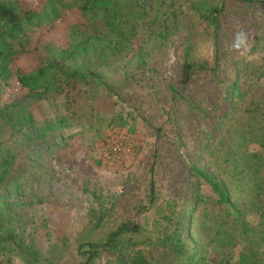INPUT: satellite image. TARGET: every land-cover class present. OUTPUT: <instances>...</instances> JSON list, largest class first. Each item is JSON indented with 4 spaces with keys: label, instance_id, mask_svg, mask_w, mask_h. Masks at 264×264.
Here are the masks:
<instances>
[{
    "label": "rangeland",
    "instance_id": "374dc122",
    "mask_svg": "<svg viewBox=\"0 0 264 264\" xmlns=\"http://www.w3.org/2000/svg\"><path fill=\"white\" fill-rule=\"evenodd\" d=\"M260 1L141 0L132 45L93 65L104 84L81 86L75 103L66 94L36 98L16 70L34 66L37 45L68 46L71 27L86 20L78 5L69 4L54 27L45 23L31 33V50L15 63L8 82L0 81V102L13 104L12 119L0 123V140L17 154L0 186V264H188L197 248L205 264H245L239 223L220 213L218 195L191 166L245 199L264 176L262 166L258 175L234 177L233 164L217 146L251 101L263 104L256 124L264 126ZM20 5L45 8L43 0ZM241 32L246 41L234 47ZM30 114L36 128L18 130ZM234 145L264 156L258 142ZM241 181H250L246 190L234 191ZM245 220L257 226L262 218L251 212ZM123 223L139 228L123 233L114 248L100 246L88 262L91 243H105ZM217 230L237 236L238 244L230 247ZM8 233L37 256L3 243Z\"/></svg>",
    "mask_w": 264,
    "mask_h": 264
},
{
    "label": "trees",
    "instance_id": "16d2710c",
    "mask_svg": "<svg viewBox=\"0 0 264 264\" xmlns=\"http://www.w3.org/2000/svg\"><path fill=\"white\" fill-rule=\"evenodd\" d=\"M45 8L25 9L20 5V0H0V81L8 82L13 75L15 63L31 50V33L37 27L46 23L48 27H54L57 21L62 18L69 9L68 5H78L81 15L86 18L78 21L70 29L68 46H59L54 41L37 45V60L34 66L26 69L19 67L16 70L17 77L22 86L29 90L30 94L36 98L46 97L48 94H66L68 103H75L81 96V86L89 84H104L101 76L93 69V65L105 57L106 54H114L132 45L133 37L138 32V21L142 16H136L140 12L137 8L144 9L140 4L141 0H43ZM249 1L252 0H243ZM264 5V0L260 1ZM48 7V8H47ZM50 9V13L46 10ZM213 11L214 19L217 15ZM47 18V21H40V17ZM39 18V19H38ZM38 19L37 23L34 20ZM39 24V25H38ZM187 68L204 69L206 64L187 63ZM5 83V84H6ZM1 89V85H0ZM12 103L2 105L0 102V123L11 120L9 108ZM263 104L251 101L245 107L237 121L229 125L224 136L221 137L217 146L222 147L226 153L225 162L233 164V176H238L241 172L261 173L263 154L261 152H241L239 147H235L234 142L245 147L253 142H258L264 149V126L256 124L258 111ZM9 115V117H8ZM25 118L24 123L18 125V130L36 128L31 114ZM43 128L41 137L44 136ZM218 150L214 148L211 156L216 157ZM237 154V155H236ZM17 154L5 147L0 140V186L7 183L11 169L15 165ZM243 165V168H239ZM247 166V167H246ZM251 170V171H249ZM191 171L203 178L218 195L216 203L222 205L225 214L239 223L240 236L246 238L247 253L241 254V260L245 264H264V176H260L254 183L255 189L250 188L246 199L239 194L233 196V191L226 189L223 184L213 178L207 172L195 165L191 166ZM253 177V176H252ZM257 176L252 179L256 180ZM250 181H241L235 185L234 191L244 192L246 184ZM154 184L152 183V191ZM253 193V194H252ZM153 196V193H152ZM257 212L262 221L257 226H252L247 222L248 213ZM139 227H132L128 223H123L113 230L105 243H91L92 251L87 261L92 260L97 249L102 246L116 247L120 236L128 231L137 230ZM217 236L225 242L230 243V247L238 244V237H233L220 230L216 231ZM5 244L14 242L21 249L34 257L37 254L31 251L29 245H25L23 239L11 233L1 236ZM224 242V243H225ZM1 243V240H0ZM223 243V244H224ZM174 251L180 253L181 246L174 243ZM198 249V248H197ZM188 256V264H205L198 251ZM198 254V255H196ZM87 264V263H85ZM131 264V263H130ZM177 264H183L179 262Z\"/></svg>",
    "mask_w": 264,
    "mask_h": 264
},
{
    "label": "clouds",
    "instance_id": "9594fccd",
    "mask_svg": "<svg viewBox=\"0 0 264 264\" xmlns=\"http://www.w3.org/2000/svg\"><path fill=\"white\" fill-rule=\"evenodd\" d=\"M246 41V35L244 33H237L234 41V47H240Z\"/></svg>",
    "mask_w": 264,
    "mask_h": 264
},
{
    "label": "built area",
    "instance_id": "2783aa9c",
    "mask_svg": "<svg viewBox=\"0 0 264 264\" xmlns=\"http://www.w3.org/2000/svg\"><path fill=\"white\" fill-rule=\"evenodd\" d=\"M20 84V82H18Z\"/></svg>",
    "mask_w": 264,
    "mask_h": 264
}]
</instances>
